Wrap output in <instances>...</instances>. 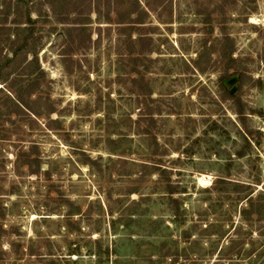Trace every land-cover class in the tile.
Here are the masks:
<instances>
[{"label": "rangeland", "instance_id": "rangeland-1", "mask_svg": "<svg viewBox=\"0 0 264 264\" xmlns=\"http://www.w3.org/2000/svg\"><path fill=\"white\" fill-rule=\"evenodd\" d=\"M31 33L0 264H264V0H0V72Z\"/></svg>", "mask_w": 264, "mask_h": 264}, {"label": "trees", "instance_id": "trees-1", "mask_svg": "<svg viewBox=\"0 0 264 264\" xmlns=\"http://www.w3.org/2000/svg\"><path fill=\"white\" fill-rule=\"evenodd\" d=\"M41 37V35L35 36L34 33L28 34L17 46H14L15 39L20 40L21 37L14 40L9 38L11 48L5 56V66L0 72V92L6 93L10 99L17 101L18 106H26L23 103L24 96H31L39 82L46 78V73L39 60V44H37Z\"/></svg>", "mask_w": 264, "mask_h": 264}, {"label": "bare ground", "instance_id": "bare-ground-1", "mask_svg": "<svg viewBox=\"0 0 264 264\" xmlns=\"http://www.w3.org/2000/svg\"><path fill=\"white\" fill-rule=\"evenodd\" d=\"M206 179H208V177H205V175H204L203 177H201V180L200 181L205 182Z\"/></svg>", "mask_w": 264, "mask_h": 264}]
</instances>
